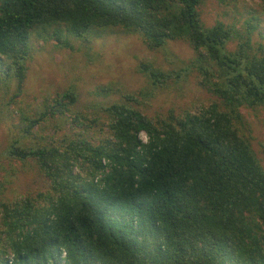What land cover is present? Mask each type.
Instances as JSON below:
<instances>
[{
    "label": "trees",
    "instance_id": "1",
    "mask_svg": "<svg viewBox=\"0 0 264 264\" xmlns=\"http://www.w3.org/2000/svg\"><path fill=\"white\" fill-rule=\"evenodd\" d=\"M204 1L0 0V89L15 84V98L27 78L30 35L51 27L75 37L121 28L151 50L186 41L216 98L153 118L126 96L104 117L72 118L84 133L100 126L101 136L36 146L15 139L8 157L35 162L50 184L0 203V264H264V167L242 112L264 107V43L254 42L251 22L244 30L205 27ZM141 68L155 86L171 76ZM78 99L68 90L36 118L23 116V137L69 118Z\"/></svg>",
    "mask_w": 264,
    "mask_h": 264
},
{
    "label": "rangeland",
    "instance_id": "2",
    "mask_svg": "<svg viewBox=\"0 0 264 264\" xmlns=\"http://www.w3.org/2000/svg\"><path fill=\"white\" fill-rule=\"evenodd\" d=\"M205 27L218 22L256 26L255 43H264V4L261 0H205L201 7ZM30 56L23 93L15 98L16 85L0 89V203L23 195H36L49 187L33 161L12 160L7 149L17 140L23 145L55 144L83 133L101 136L100 126L84 133L72 126V118L104 117L108 105L133 96V104L150 117L173 111L177 115L208 107L216 98L203 85L194 68L196 53L186 41H171L167 47L151 50L139 34L121 28L93 30L75 37L66 27L37 29L29 38ZM235 46L231 45V49ZM171 75L166 84L153 85L142 65ZM68 90L78 95L69 118L57 117L24 136L23 116L36 118L44 105ZM246 136L264 167V107L243 109ZM147 140L145 134L142 135Z\"/></svg>",
    "mask_w": 264,
    "mask_h": 264
}]
</instances>
